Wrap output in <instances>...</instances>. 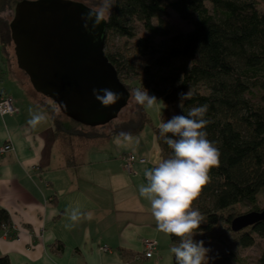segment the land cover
Instances as JSON below:
<instances>
[{"label":"trees","instance_id":"1","mask_svg":"<svg viewBox=\"0 0 264 264\" xmlns=\"http://www.w3.org/2000/svg\"><path fill=\"white\" fill-rule=\"evenodd\" d=\"M17 1L0 0V51L6 62ZM168 10L191 28H172ZM138 27L144 33L138 34ZM106 30L107 41L113 36L132 38L136 53L147 57L140 68L119 51H105L125 86L124 78L134 80L137 88L161 97L165 107L152 130L161 161L173 154L159 134L171 109L176 106L177 114L187 115L194 106H208L203 131L219 149L220 164L210 170L209 183L193 201L192 208L205 217L197 231L225 224L228 233L215 237L225 241L231 235L243 247L253 245L255 236L264 238V219L236 231L231 228L232 219L244 213L240 205L246 206L245 212L264 208L258 204L264 192V0H116ZM187 91L192 97L181 103L178 93ZM130 123L122 121L114 132H135L138 127ZM5 228L14 234L8 210L0 207V232ZM168 236L178 245L180 238ZM0 264H11L8 255H0ZM172 264H177L174 254ZM256 264H264V246Z\"/></svg>","mask_w":264,"mask_h":264},{"label":"crops","instance_id":"2","mask_svg":"<svg viewBox=\"0 0 264 264\" xmlns=\"http://www.w3.org/2000/svg\"><path fill=\"white\" fill-rule=\"evenodd\" d=\"M17 68L0 51V93L11 95L17 107L16 113L0 114V145H12L0 155V207L8 210L15 230L0 232V255H8L11 264H172L169 236L157 230L149 201L139 195L147 183L144 170L161 161L153 132L150 146L117 145L113 153L107 144L87 147V138L61 136ZM34 112L46 114L48 124L32 128ZM128 153L145 161L128 169L122 158ZM73 209L85 214L74 224ZM147 238L157 241L149 257Z\"/></svg>","mask_w":264,"mask_h":264},{"label":"water","instance_id":"3","mask_svg":"<svg viewBox=\"0 0 264 264\" xmlns=\"http://www.w3.org/2000/svg\"><path fill=\"white\" fill-rule=\"evenodd\" d=\"M91 9L75 0H19L9 22L16 64L32 88L51 98L61 112L87 124L117 115L129 97L116 68L103 50L100 33L86 32L81 15ZM102 33L106 23H101ZM96 88L122 94L114 105L102 106ZM264 219V208L241 213L231 221L239 230Z\"/></svg>","mask_w":264,"mask_h":264},{"label":"clouds","instance_id":"4","mask_svg":"<svg viewBox=\"0 0 264 264\" xmlns=\"http://www.w3.org/2000/svg\"><path fill=\"white\" fill-rule=\"evenodd\" d=\"M115 4L116 0H99L95 7L87 9L81 15L84 30L93 33L101 23H107ZM92 94L105 107L116 104L122 96L111 88H94ZM132 97L138 105L147 109H156L161 102L145 88L135 89ZM178 97L182 103L190 100L192 93L181 92ZM207 111L206 104L194 106L187 115L174 114L160 123L159 134L173 154L156 166L146 168L144 177L147 183L139 187V195L149 201L157 230L180 238L178 245L170 249L177 264H209L215 258L209 255L212 250L205 247L204 241L193 240V234L205 222L204 215L192 208L193 201L209 183L210 170L220 164L219 149L207 139V133L203 131L208 124V120L204 118ZM59 112L60 108L57 107L56 113ZM47 118L44 113L34 112L28 124L35 128ZM134 142L138 144L139 140L131 132H120L115 138L118 146ZM84 215L79 209H73L69 220L74 224ZM88 218H91L90 214Z\"/></svg>","mask_w":264,"mask_h":264},{"label":"rangeland","instance_id":"5","mask_svg":"<svg viewBox=\"0 0 264 264\" xmlns=\"http://www.w3.org/2000/svg\"><path fill=\"white\" fill-rule=\"evenodd\" d=\"M83 1L92 7H95L99 3V0ZM167 21L169 25L176 30H188L191 28V25L187 21L182 20L173 10H168ZM137 32L138 34L144 33L140 27H138ZM132 43V38L126 40L124 37L120 38L119 36H113L112 39L108 38V41L106 40L105 51L107 50L111 53L119 51L124 59L141 68L147 62V57L138 55L132 47ZM6 50L8 51V60L10 59L13 62V65L17 68L18 66L16 64L12 41L6 45ZM124 80L127 84L126 87L129 90V97L126 104L121 108L117 115L111 117L105 122L95 124L94 126H91L76 117L66 115L62 113L61 110L59 114H57L56 109L58 106L51 98L38 94V92L35 93L44 101V107L51 116L50 119H52V121L54 120L50 125H54L56 131L57 127H59L61 136H64L65 134L73 136L76 134L77 136L79 135L83 138H87V147L91 144H107L109 152L113 153L119 149L115 143V138L118 133L116 131L114 132V129H116L122 121L131 120L130 126L132 125L135 127L136 125L138 127L135 132H132V135L138 138V140L140 138V140L138 144L134 142L128 146H130V148H137L142 145L150 146L152 141V130L153 127L160 122V117L164 110V104L159 95L153 92H148L150 95H155L157 99L161 101L158 103V107L156 109H147L144 106L138 105L132 97V92L135 89H138L134 86L137 83L134 80H128L126 78H124ZM51 113L54 116L53 118ZM170 114L171 116L177 114L176 106L171 109ZM48 122L45 121V124H48ZM91 130L98 132V134L89 137L81 133L90 132ZM119 147L124 150V148L127 147V144L120 145ZM258 204H260V206L264 205V192L259 194ZM240 208L241 212L246 211V206L240 205ZM221 232L228 233V229L225 224L220 225L217 223V225L215 224V226L209 230L196 231L193 234L194 241L202 240L204 241L205 247L211 248L212 251L209 255L215 258L211 259L209 264H256L257 257L264 246V238L255 236V242L253 245L243 247L238 245L231 235L228 236L225 241H219L215 235Z\"/></svg>","mask_w":264,"mask_h":264},{"label":"built area","instance_id":"6","mask_svg":"<svg viewBox=\"0 0 264 264\" xmlns=\"http://www.w3.org/2000/svg\"><path fill=\"white\" fill-rule=\"evenodd\" d=\"M16 112H17V107L14 105L12 96L7 94V93H4V92L0 93V114L4 115V114L16 113ZM11 148H12L11 142L7 141L5 143H2L0 145V155L4 152L10 150ZM122 158L124 160L125 166L128 169L132 168V164L135 161H139V162L145 161L144 157L137 158L132 153H128V154L124 155ZM4 234L8 235L7 229L4 232ZM143 246H144V256L149 257V256H151L153 250L156 248L157 241L153 238H147L144 240ZM102 249L107 251L108 247L106 245H103Z\"/></svg>","mask_w":264,"mask_h":264},{"label":"flooded vegetation","instance_id":"7","mask_svg":"<svg viewBox=\"0 0 264 264\" xmlns=\"http://www.w3.org/2000/svg\"><path fill=\"white\" fill-rule=\"evenodd\" d=\"M85 5H87L88 7H90V8H93L92 6H90V5H88L87 3H85V2H83ZM102 25H99L96 29H95V31L93 32V34L94 33H100L101 35H104V37H103V50H104V52H105V41H106V33H107V30H106V27L104 28V34L101 32L102 31V27H101ZM90 27H91V25H90ZM106 54V53H105ZM107 56V55H106Z\"/></svg>","mask_w":264,"mask_h":264}]
</instances>
